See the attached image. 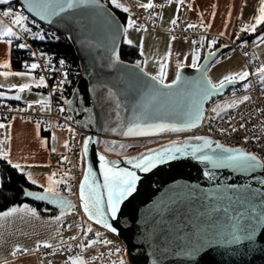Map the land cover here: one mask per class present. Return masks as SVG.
Masks as SVG:
<instances>
[{
	"label": "snow or ice",
	"instance_id": "snow-or-ice-1",
	"mask_svg": "<svg viewBox=\"0 0 264 264\" xmlns=\"http://www.w3.org/2000/svg\"><path fill=\"white\" fill-rule=\"evenodd\" d=\"M109 2L116 8L120 9L125 13H129L128 19L124 25H120L114 15L108 12L107 15L110 18L112 24L114 25L113 37L115 42V37L123 35L126 38V43L128 45H133L132 39L127 38V34L130 30L135 31H146V28L138 25L135 20L132 19V14L130 12V7L121 3L120 0H109ZM172 0H169L171 3ZM137 6L139 8L149 10L155 7L152 0L147 3H140L136 0ZM179 5H185V0H177ZM0 4H10V0H0ZM28 7L31 11L35 12L37 16L47 19L50 22L54 17H61L63 14L76 9L81 8H97L101 9L104 5L101 4V0H28ZM3 17L10 18L11 25H4L0 22V42L11 46L14 40L23 39L24 34L30 35L34 39H39L40 41L45 40L46 34L33 31L31 28L26 27V22L28 21V16L21 14L20 12H14L12 7L9 6L7 10L2 12ZM231 16V13H228ZM203 13H201V26L207 30L211 27V24L205 25L202 20ZM212 17L215 18V12L212 13ZM173 25L177 24V20L173 19L171 21ZM264 25V0H259V7L257 9V14L249 21L244 23L240 29L242 33H255L257 28ZM15 26V30H14ZM197 25L189 24L187 28H195ZM227 27V25H225ZM187 30V29H185ZM221 36L225 35L224 32L220 33ZM58 39L57 37H54ZM171 40H175L176 37L172 36ZM239 39V37H237ZM260 42L264 43V36L259 37ZM217 40L213 39L208 41L209 46H214L217 44ZM199 43L204 44V37H201L200 41H193V44ZM20 49L30 48L27 43L21 42L16 45ZM141 55H143V45L142 42L139 45ZM172 55L171 44L169 45V51L166 54L164 60H168ZM32 57H37L36 52H31ZM40 58L47 60L46 64L36 62L32 63L25 62V71L17 72L10 71V61H5L0 63V77H21L28 82L21 83L20 85L11 84L8 88L9 91L15 90V95L8 97L5 91H0V99H15L20 100L21 94L26 90L31 91L32 87L36 88L47 87L46 77L44 75H39L38 77L33 75L36 70L57 72L60 71L62 74V79L57 81L56 85L52 89V93L62 91L68 81V72L63 71L65 68V61L63 59L59 60V68H57L53 62L52 58L48 57L45 53H39ZM209 58L215 57V52L209 51ZM113 62L119 63V52L113 50L112 54ZM187 60V56L184 58ZM200 53L197 51L192 57V63L190 67L198 69L204 73L207 72L205 65L199 63ZM143 63L138 61L135 64V68L141 69L143 75L147 76L151 83L146 85L147 91L141 98L138 109L139 114H133V118L126 126V130L122 132L124 136H153L159 135L165 132L172 133H182L191 131L193 128L201 126L205 119L211 120L215 117H221L222 112H226L230 108H235L238 104L249 101L250 97L245 95L242 99H236L230 102L217 104L211 109L212 113H215V117H206L205 110L203 108V101L209 99L213 93H220L228 85H236L242 81H249V78L255 75L261 84H264V63H261L254 71L250 72L248 66L244 69L229 73L223 76L218 82H212L207 76H202L198 81H187L185 80L180 72L186 65L183 61L176 62L175 78L171 82H166L168 78L167 68L168 64L163 61H158L159 70L156 75H151L150 73L143 72ZM212 60H209L211 64ZM243 87L245 89L249 88V83H244ZM4 85L0 84V89H3ZM183 93L185 103L181 109V115L176 122H165L160 117L156 116L159 109V100L162 97H172L174 95ZM50 97L48 99H42L35 101L34 103L40 106V111L50 110ZM65 104L71 105V100H64ZM28 109L33 107L32 103L28 104ZM117 107H121L119 100L117 99ZM27 109H11L9 111H26ZM60 112H64L65 109L61 107ZM84 111H88L87 108ZM6 119V117L4 118ZM16 117H12L14 121ZM66 119L70 120L71 116ZM11 124H5L0 122V129H10ZM245 125L241 124L240 128H244ZM36 128L39 131L41 128V122L36 121ZM115 131V129H113ZM236 129L232 126L231 131L235 132ZM67 131L72 132L70 126L67 127ZM220 133H228V129L220 128ZM11 137L7 133L4 139H0V158L7 161L15 169L23 171L22 165L20 163H13L9 158L10 147L9 141ZM92 137H88L83 141V149L81 158L87 156L89 151V144L92 142ZM248 137H245V142H247ZM192 141H196L193 143ZM46 144L47 141H44ZM65 149L71 150V146L68 141L63 144ZM116 147L124 148L125 145H117L115 141L112 142L111 148L108 150H115ZM52 152H57L56 147L51 148ZM190 156L200 162H205L211 165L212 169L219 168H231L239 173H254L258 169H264V158H261L258 154L250 153L246 151L243 147H226L224 144L217 140H213L208 136H194L190 139L184 141H171L169 145H162L159 149H149L146 153H141L138 157H133L127 160V163L132 165L133 168L139 170L140 172H150L152 169L159 165L168 163L180 159L182 157ZM99 168L102 172L103 182L102 184L97 183L96 173L93 171L91 165L87 167V171L84 174L83 180L79 185L78 197L80 205L82 207L83 213L86 214L88 221H93L95 224L102 225L105 229H109L113 233L117 232V228L114 227L109 221L116 220L118 218V213L120 211V206L124 201L133 195L137 190V182L141 179L137 175L136 171H132L128 168H120L117 166L116 161L109 160L104 154L99 155ZM62 161H68L66 155L61 156ZM70 162V161H69ZM70 171V170H69ZM205 175L209 179L214 178V172L208 170ZM58 176L57 172H52L51 175L46 177L45 183H40L38 186L42 189L40 192L25 191L26 197H33L37 200L48 202L57 205L60 209V214L53 218V222L57 224L56 236L53 240L58 239V243L54 244L48 240L37 241L34 248H28L23 246H16L11 252L12 257L19 255H34L36 251L40 248L54 249L56 252L68 251L73 245L67 240L63 239L62 230L64 228L71 229L72 224H64L63 220L66 214L71 213L77 207L76 204L69 199L64 191L66 190L71 194V187L68 184L69 172L63 173V177L60 179H55ZM28 179L33 185H37L38 181L32 177L29 173L27 174ZM64 184L65 189L61 190L60 185ZM261 185H264V180L260 181ZM2 187V184H0ZM241 187V192L233 195H226L225 192L221 191L218 195H215L216 200H227L228 205L222 209L214 208L213 211L222 210L224 213V220L219 224L215 225V235L217 237H222L227 243L232 245H241L245 241L252 242L254 237L257 235L258 230L264 231V191L251 190V186L248 189H243ZM103 190H106V194ZM47 211V209H46ZM16 214H30L33 217L38 218V212L35 208L30 207L28 204L22 206H15L10 208L8 211L0 213V220L14 216ZM93 229L91 224L85 221L84 224L79 226L78 235H73L70 237L71 241L81 240L78 245L82 249L81 254L75 256H68L65 264H94L95 260L101 259L100 256L94 257L90 262L85 258L83 250L91 249L96 244L110 245L112 242L106 239H101V234L99 232L94 233L95 238H88L89 233H92ZM87 242H84V239ZM120 249H115V255H119ZM200 252V248L193 247L189 255H195ZM0 264H9L7 260H0ZM51 264V261H49ZM112 264H117L113 261ZM118 264H125L124 260L121 258Z\"/></svg>",
	"mask_w": 264,
	"mask_h": 264
},
{
	"label": "water",
	"instance_id": "water-1",
	"mask_svg": "<svg viewBox=\"0 0 264 264\" xmlns=\"http://www.w3.org/2000/svg\"><path fill=\"white\" fill-rule=\"evenodd\" d=\"M17 2L29 17L65 36L75 50L80 78L68 99L72 104H65V107L74 122L89 133L86 138H93L88 154L83 158L85 172L91 165L97 183L102 184L98 158L102 154L99 148L104 136L115 139L125 137L122 132L126 130L134 112L139 114L138 104L147 91L146 85L151 83L141 69L134 67L136 63L121 58L119 63L113 62V50L120 51L125 36H116L114 42V25L107 13L111 12L120 25L125 23L104 0H101L104 5L101 9L71 10L61 17L52 18L51 22L31 11L28 0ZM228 50V47L215 49L212 51L215 52L214 58H209L208 51L200 62L205 65L207 72L184 67L180 69L182 77L187 81H198L206 75L210 79L208 72L212 64ZM143 72L148 73L144 67ZM237 85H228L220 93H213L203 101L204 110L210 99ZM117 99L121 107H117ZM158 103L160 110L155 115L165 122H176L185 99L180 93L162 97ZM85 108L88 111H84ZM186 139L190 138L178 141ZM170 142L148 147L126 157L105 155L109 160L116 161L118 167L136 171L141 179L137 182L136 192L120 206L118 218L109 221L117 228L116 233L93 221L89 222L116 236L124 244L128 264H264V231L258 230L252 242L229 244L215 235V225L224 220V213L222 210L213 211L214 208L222 209L228 205L227 200L214 198L221 191L229 196L233 192H241V187L236 186H242L243 189L251 186V190L264 191V185L260 184L264 180V169L251 174L239 173L231 168L212 169L210 164L190 156L159 165L147 173L127 163L128 159L138 157L149 149L169 145ZM208 170L214 172L213 179L205 175ZM25 191L42 190L28 188ZM103 191L106 194V190ZM67 197L83 213L79 197ZM26 199L42 202L60 212L57 205L26 197L24 192L23 200ZM84 216L87 219L86 214ZM193 247L200 248V252L189 255Z\"/></svg>",
	"mask_w": 264,
	"mask_h": 264
},
{
	"label": "crops",
	"instance_id": "crops-1",
	"mask_svg": "<svg viewBox=\"0 0 264 264\" xmlns=\"http://www.w3.org/2000/svg\"><path fill=\"white\" fill-rule=\"evenodd\" d=\"M12 1L13 0H10V2ZM129 1L137 5L136 0ZM139 2L147 3L149 0H139ZM152 2L154 3L155 7L149 9L148 13L153 16V20L157 23V26L146 27L139 20L135 19L134 16H132V19L135 20L138 25L145 27L146 31L142 30L138 32L133 29L127 34V38L132 39L134 42V44L131 46L138 47L139 51V45L142 42V63L147 61L143 64V67L151 75H156L158 73V61H163L169 65L167 68V73L171 82V80L175 78V72L177 71V61H183L186 65L185 67H190L192 63V57L197 51L200 53L199 63L201 62L204 52L207 53L208 51H214V49H210L208 41H204V44L200 45L199 43L193 44L194 40L191 39L176 38L174 41L171 40V30L175 26L171 23L173 19H176L177 23H181L183 26L195 24L202 27L201 13H203V23L205 25L211 24V27L207 28L206 32L218 36H221L220 33L224 32L225 35L221 36L224 38H230L234 35V41L237 44H241V42L246 39L249 41L254 40V38L252 39L248 37V35L252 33H242L240 29L244 23L251 21V19L257 14L259 0H185V5L183 6L179 5L177 0H172L171 3H169V0H152ZM3 5L7 4H0V6ZM7 8L8 6L0 8V22H2L4 25L10 26V18L3 17L1 13L2 10H6ZM213 12H215V18L212 17ZM229 12L231 13L230 17L228 16ZM127 14L129 16V13ZM225 25H227V27H225ZM26 27L31 28L33 31L40 32L39 29L32 27L27 22ZM202 28L205 30L204 27ZM237 37H239V39H237ZM223 43L224 42L220 43V47H228L225 43ZM170 44L172 55L168 60H164L166 54L169 51ZM15 45H17L15 40L11 46L0 42V63L10 61V69H8L10 71H15L12 64V53ZM254 55L260 59L255 54V52ZM185 56H187V60L184 59ZM3 70L4 69H0V71ZM235 72L236 71L234 70H229L226 75ZM33 75L38 77L36 72L33 73ZM222 77H218L213 73L210 79L213 80L214 78L215 80L219 81ZM24 82L28 81L21 77H0V84L4 85V88L0 89V91H5L7 96L11 97L15 95V90L9 91V86L11 84L20 85ZM21 97L22 98L20 100L11 98L0 99V104L15 105L17 109H21L22 106L25 105V109H27L28 112H34L36 110H40V106L35 104V101L49 98L45 87L36 88L35 86L32 87L31 91L26 90L24 93H22ZM29 103L33 104L31 109H28L27 107ZM41 112L46 113L48 110ZM12 117H16V119L13 121ZM12 117L8 120L0 118V122L11 124L10 129H0V139H4L6 133L10 135L11 139L9 141V158L13 161V163H20L23 168V171L17 170L25 175L27 179V174L30 173L32 177L38 181V184L33 185L29 179L28 181L37 188H39L38 185L40 183L46 182V177L51 175L52 172L58 173V176L55 177V179L62 178L63 175L60 171V162L52 161L50 155L51 153H58L61 158L62 155L67 153L68 149L63 147L64 142L68 141L69 138L70 132L67 131V128L62 126L55 127L49 131L50 137L46 138L42 135L41 128L38 131L36 128V123L24 118L20 114V111H17V113ZM44 141H47V143L45 144ZM52 147H56L57 152H52ZM63 185L64 184L60 185L62 190L64 189ZM75 209L76 210L66 214L64 217L63 223L65 225L69 223L73 225L71 229L64 228L62 230V236L64 240H68L73 235H78L79 226L84 224L85 221H88L79 208ZM59 214L60 212L55 216ZM53 218L41 217L39 215L37 218L31 216L30 214H16L14 216L0 220V260H7L9 264H49V261H51V264H65L68 256L81 254L80 250H75V252L71 255L68 253L65 254V252H56L53 254L55 250H52L50 253L43 255L42 257H39L37 251L34 255L18 254L16 257L11 256V252L16 246L34 248L36 242L41 240H48L54 244L58 243L59 238L56 240L52 239L56 236L57 230V224L53 222ZM89 234L93 235V238H95L93 232ZM99 245L100 244L98 243L91 249L96 248ZM91 249H87L84 252L85 258L88 259L90 257L89 251ZM62 260L64 261L62 262Z\"/></svg>",
	"mask_w": 264,
	"mask_h": 264
},
{
	"label": "built area",
	"instance_id": "built-area-1",
	"mask_svg": "<svg viewBox=\"0 0 264 264\" xmlns=\"http://www.w3.org/2000/svg\"><path fill=\"white\" fill-rule=\"evenodd\" d=\"M104 1L108 6L116 9L109 2V0ZM120 2L125 4L126 6H129L132 16H134L135 19L139 20L144 26H157V23L153 20V16L148 13V10L139 8L137 5L131 3L129 0H120ZM11 7L14 12L18 11L21 14L28 16L19 4H14ZM3 11L5 10H2L1 13ZM27 23L30 24L32 27L39 29L40 32L46 34L49 40L56 39L54 37H57V32L51 29L50 27L38 23L29 16ZM171 34L176 38L191 39L197 42L200 41L201 37H204V41H210L215 39L218 42H224L228 47L237 48V45L234 41V35L230 38L212 35L206 32V30H204L200 26H196L195 28H187V26H183L181 23H177L172 28ZM33 39L34 38H32L30 35L24 34V38L15 40V43L19 44L21 42H24L30 45V48L24 49L26 50V58L28 61L33 62L35 60L36 62L46 64L47 60L40 58L39 53L41 52L34 47ZM238 50L242 60L244 61L245 65L248 66L250 72L254 71L262 63L260 59L255 57L252 47L243 46ZM33 51L37 53V57L35 58L31 56V52ZM63 71L68 72L67 79L68 81H70V83H66L62 91L52 93V89L56 85L57 81L62 79L61 72L57 71L50 73L48 71L36 70V74L38 76L44 75L46 77V82L48 86L45 87V90L48 96L50 97V110H48V112L46 113L41 112L40 110H36L34 112H28L26 110L20 111V114L24 118L31 120L35 123L36 121H40L41 126L46 131H50L55 127L61 126L65 128L70 126L72 128L73 131L69 133L68 138L71 150H68L65 154L68 157V161H62L58 153H51L50 158L52 161L60 162V171L62 175L66 171L69 172V176L66 177V179H68V184L71 187V194H68L71 198L77 199L79 185L83 179L85 172V162L84 159L81 158L83 141L84 139H86L89 133L80 128L74 122L71 113L66 109L64 103V100H68L73 91L75 90L80 73L68 68H64ZM250 78L251 85L248 89L240 87H237L233 91L229 89L228 91L223 92L222 94H219L210 99L206 105L204 114L206 117H215V113H212L211 109L217 104L230 102L236 99H242V97L245 95H248L250 97L249 101L240 103L235 108H230L226 112H222L221 117H215L211 120L205 119L202 122L201 126L193 128L191 131L182 133L167 132L166 134L162 135V138H165V140L168 141H173L184 138H191L194 136H208L226 146L243 147L246 151L258 154L261 158H264V91L256 83L254 75ZM61 107L65 109L64 112L59 111ZM9 108L17 109L15 105L0 104L1 119H4L6 117V119L4 120H8L17 113V111H9ZM21 109H25V105L22 106ZM69 116H71V119H66ZM241 124H244L245 127L240 128ZM232 126H234L238 130L235 132L231 131ZM220 128L228 129V133L222 135L219 131ZM104 137L106 138L110 136L105 135ZM245 137H248L247 142H245ZM88 238H93V235L89 234ZM67 241L71 243L73 247L70 250L63 252H66L69 255L73 254L75 250H80V252H82V249H80V247L78 246L81 242L80 239H78L77 241H71L69 238ZM84 242H87L86 238L84 239ZM118 248L121 250V253L123 251V245ZM115 249L117 248L115 247L114 243H111L107 246L100 244L98 247L93 248L89 251L90 257L88 258V260L91 262L94 257L100 256L102 254V258L95 260L94 264H112L113 261L117 262L118 264L119 259H121L119 257L120 253L118 256L115 254L110 255V253L115 252ZM52 250L54 249L42 247L39 251H37V254L39 255V257H42L43 255H47L48 253H50ZM85 251L86 250H83V252ZM124 262L125 264H128L125 259Z\"/></svg>",
	"mask_w": 264,
	"mask_h": 264
},
{
	"label": "trees",
	"instance_id": "trees-1",
	"mask_svg": "<svg viewBox=\"0 0 264 264\" xmlns=\"http://www.w3.org/2000/svg\"><path fill=\"white\" fill-rule=\"evenodd\" d=\"M14 4H18L17 0H13L10 2V4L0 6V8L7 6L9 7ZM115 12L119 18L124 23H126L128 14L118 9H115ZM56 35L58 39L49 40L47 36V38L43 41H40L39 39H33V45L38 51L45 53L48 57H51L53 64L57 68H59V60L63 59L66 65L65 68L80 73L78 58L73 46L65 36L59 33ZM259 35H264V25L259 26L257 31L248 35V37L253 39ZM220 43H222V41L217 42L214 50L220 47ZM228 49H231V47H228ZM205 54L206 53L204 52L201 61L205 57ZM119 58L132 63H137L138 61L142 62L143 59L139 48L128 45L125 39L119 51ZM25 62H28L29 64L32 63L26 58V50L20 49L15 45L12 53L13 69L15 71L25 70L23 66ZM41 131L44 137H50L49 131L44 130L43 127H41ZM0 184H2V187H0V213L8 211L12 207L22 206L24 204H28L30 207L35 208L38 212V215L41 217L53 218L57 213H59L58 209L42 202H34L27 199L23 200L26 189H42L33 186L25 177V175L8 164L4 159H0ZM64 194L67 195L65 191Z\"/></svg>",
	"mask_w": 264,
	"mask_h": 264
},
{
	"label": "rangeland",
	"instance_id": "rangeland-1",
	"mask_svg": "<svg viewBox=\"0 0 264 264\" xmlns=\"http://www.w3.org/2000/svg\"><path fill=\"white\" fill-rule=\"evenodd\" d=\"M264 35H259L257 38L255 37L254 40H244L241 42V44H237V48L232 47L229 49L225 54H223L221 57H219L211 66L209 69V76L212 77L213 73L214 75L218 77H222L226 75V73L229 70H234L236 72L242 70L245 68V63L241 59V56L239 54V50L244 45L252 47L255 54L260 58L262 63H264V43L260 42L259 37ZM210 49H214V46H211ZM263 57H262V56ZM255 76V75H254ZM212 80V79H211ZM256 83L262 88L264 91V84H261L258 80V78L255 76ZM213 82H217L218 80H215L213 78ZM166 82H170V79L167 78ZM244 83H249V87L251 85V78H249V81H242L239 83L238 86L230 88L231 91L235 90L237 87L244 88ZM161 133L159 135H153V136H125L122 139H115L111 137L104 138V142L102 146L99 148V151L107 156H115V157H126L132 154H135L141 150H144L148 147L156 146L158 144L168 142V140H165V138H162L163 134ZM115 141L117 145L123 144L125 145L124 148L116 147L115 150H108L111 148L112 142ZM65 189V188H64ZM63 189V190H64ZM62 190V189H61ZM65 192L68 194V192L65 190ZM76 210V209H75ZM88 224H91L93 233L99 232L101 234V239H106L108 241H111L114 243L115 247L118 248L121 246L122 242L114 235L110 234L109 232L97 227L96 225L90 223L87 221ZM123 245V251L120 253L119 257L123 260L125 259L126 255V249ZM63 252V251H61ZM66 254V252H65ZM123 255V256H122ZM66 259V258H63ZM126 260V259H125ZM64 260H62L63 262Z\"/></svg>",
	"mask_w": 264,
	"mask_h": 264
},
{
	"label": "clouds",
	"instance_id": "clouds-1",
	"mask_svg": "<svg viewBox=\"0 0 264 264\" xmlns=\"http://www.w3.org/2000/svg\"><path fill=\"white\" fill-rule=\"evenodd\" d=\"M112 8V7H111ZM114 9V8H113ZM115 10V9H114Z\"/></svg>",
	"mask_w": 264,
	"mask_h": 264
}]
</instances>
